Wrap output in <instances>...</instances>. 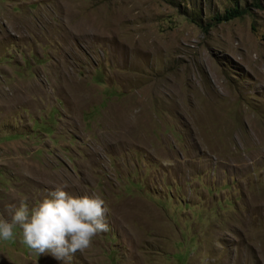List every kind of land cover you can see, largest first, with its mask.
Listing matches in <instances>:
<instances>
[{"label":"rangeland","instance_id":"obj_1","mask_svg":"<svg viewBox=\"0 0 264 264\" xmlns=\"http://www.w3.org/2000/svg\"><path fill=\"white\" fill-rule=\"evenodd\" d=\"M64 185L109 209L72 264H264V0H0V219Z\"/></svg>","mask_w":264,"mask_h":264},{"label":"clouds","instance_id":"obj_2","mask_svg":"<svg viewBox=\"0 0 264 264\" xmlns=\"http://www.w3.org/2000/svg\"><path fill=\"white\" fill-rule=\"evenodd\" d=\"M66 187H56L31 210L24 201L19 207L10 205L14 209L11 220L0 219V241H14L21 235L34 252L72 264L78 252L92 247L95 237L109 231V209L101 196H73Z\"/></svg>","mask_w":264,"mask_h":264},{"label":"trees","instance_id":"obj_3","mask_svg":"<svg viewBox=\"0 0 264 264\" xmlns=\"http://www.w3.org/2000/svg\"><path fill=\"white\" fill-rule=\"evenodd\" d=\"M244 14V10H240L238 8H232L224 12L222 15H216L214 17V23H224L229 22L235 18H239Z\"/></svg>","mask_w":264,"mask_h":264}]
</instances>
